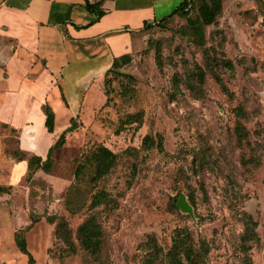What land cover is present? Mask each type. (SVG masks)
<instances>
[{
	"label": "rangeland",
	"instance_id": "374dc122",
	"mask_svg": "<svg viewBox=\"0 0 264 264\" xmlns=\"http://www.w3.org/2000/svg\"><path fill=\"white\" fill-rule=\"evenodd\" d=\"M262 16V0H222L216 24L198 34L178 15L150 24L132 37L130 62L109 74L105 85L102 80L88 90L71 131L67 130L72 115L58 87L47 91L39 112L34 102L30 111L9 114L18 121L33 119L31 140L39 154L49 143L53 147L62 133L66 135L50 154V172L39 170L28 176V170L14 173L13 166L17 159L34 155L20 150L18 135L0 126V264H27V257L15 247L13 233L31 220L36 224L25 241L34 264H140L146 237L155 236L167 249L177 227L188 228L195 243L207 245L204 264H239L242 212L257 222L259 242L250 251L252 262L264 264ZM189 17L194 21L196 13ZM154 45L161 49L160 67L151 49ZM9 55L0 49V102L11 86L3 74ZM11 57L19 60L25 53L16 47ZM222 57L231 61L233 69L217 66ZM199 68L203 83L197 78ZM43 106L55 114L51 134L39 124L45 119ZM138 112L142 115L138 130L124 125L126 116ZM145 136L154 148L142 147ZM158 137L163 152L155 148ZM99 145L121 154L116 165L92 183L93 167L88 163L76 180V167ZM46 158L47 154L41 159ZM98 192L108 198L107 206L90 209ZM179 196L191 207V214L174 205ZM91 214L103 232L96 260L74 240L77 227ZM55 218H64L71 230L74 253L65 254L64 244L55 238V225L47 220Z\"/></svg>",
	"mask_w": 264,
	"mask_h": 264
},
{
	"label": "crops",
	"instance_id": "0c3cea01",
	"mask_svg": "<svg viewBox=\"0 0 264 264\" xmlns=\"http://www.w3.org/2000/svg\"><path fill=\"white\" fill-rule=\"evenodd\" d=\"M182 1L106 0L105 15L97 19L84 9V0H0V49L10 52L3 74L11 82L0 102V126L16 130L20 150L44 159L52 143L39 154L32 142L33 119L11 116L30 111L34 102L39 112L47 91L58 87L76 118L83 112L88 90L99 86L113 60L133 53L132 37ZM16 47L24 51L25 57H18L23 60L11 57ZM43 123L42 118L39 124L45 130ZM13 169L27 172V161L17 159Z\"/></svg>",
	"mask_w": 264,
	"mask_h": 264
},
{
	"label": "trees",
	"instance_id": "16d2710c",
	"mask_svg": "<svg viewBox=\"0 0 264 264\" xmlns=\"http://www.w3.org/2000/svg\"><path fill=\"white\" fill-rule=\"evenodd\" d=\"M106 0H84V9L94 14L99 19L104 15L102 4ZM196 13L195 20L190 19V12ZM222 12V0H184L175 10L163 19L155 22L159 24L168 18L178 15L186 19L187 25L194 30L195 33H200L204 27H208L216 24L217 18ZM264 20V16H262ZM150 25H146L144 29H148ZM154 50V56L158 67L161 66V49L159 45L151 47ZM204 58L208 60V49L203 51ZM130 55H123L113 60L111 67L105 72L103 81L104 85L108 82V75L115 72L121 66L127 65L130 62ZM217 66H222L226 69H233L231 61L222 57L219 59ZM197 78L199 83H203V71L199 68ZM127 78V77H126ZM216 82L222 88L223 92H227L222 81L219 77L215 76ZM62 99L64 100L61 89L59 88ZM106 98L105 104L108 102L107 91L103 93ZM45 115L44 128L47 133L51 134L54 131V119L55 114L49 106H43ZM76 118L70 119V127L67 131H71L74 128ZM142 115L141 112L128 115L124 119V125L135 126V130H138L141 126ZM6 128L5 125H1ZM242 127H238V132H242ZM13 133H17L16 130H11ZM66 133H62L55 142V147L59 146ZM51 147L47 153V158L43 162L38 156H32L28 158L27 170L28 176L34 174L36 171L42 170L43 172H50L52 166L49 162L50 154L55 147ZM142 147L145 150L154 148L153 141L149 136H145L142 141ZM155 148L159 152H163L161 144V137H158V142ZM120 153H113L103 145H99L92 153L90 157H86L82 163H79L74 172V178L77 180L82 174L83 168L87 164H91L93 167V174L90 178L92 183H96L105 176H107L117 163ZM86 161V162H85ZM0 187V192L2 191ZM179 198V197H178ZM178 200V199H177ZM108 198L103 192L95 193L91 198L89 205L90 209H95L104 204L107 206ZM177 201L174 205H176ZM50 224H54V236L56 239L62 241L64 244V253L72 254L75 251L74 240L77 243L80 250L87 255L90 259L96 260L99 258L103 232L101 224L95 214L87 216L83 222L77 227L72 237V232L69 229L64 218L47 219ZM239 222L242 226V231L239 236V242L237 245V251L240 254L239 264H253L250 251L253 246L259 242V237L256 232L257 222L247 213L239 214ZM36 224L35 220H31L30 224L23 228L18 229L13 233V242L17 250L27 257V264H34V259L28 251L25 241V234ZM143 257L140 264H204L206 256L208 255V247L204 242L195 243L190 230L186 227H177L172 231L170 246L167 249H163L157 242L155 236L149 235L141 245Z\"/></svg>",
	"mask_w": 264,
	"mask_h": 264
},
{
	"label": "water",
	"instance_id": "95a60500",
	"mask_svg": "<svg viewBox=\"0 0 264 264\" xmlns=\"http://www.w3.org/2000/svg\"><path fill=\"white\" fill-rule=\"evenodd\" d=\"M176 205L182 213L191 214V207L186 203L183 196H179Z\"/></svg>",
	"mask_w": 264,
	"mask_h": 264
}]
</instances>
